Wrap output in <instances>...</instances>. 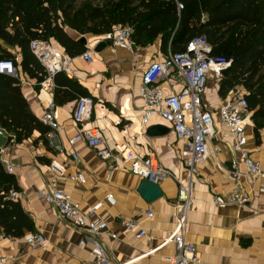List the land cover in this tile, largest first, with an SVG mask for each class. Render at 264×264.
I'll use <instances>...</instances> for the list:
<instances>
[{"label": "crops", "instance_id": "1", "mask_svg": "<svg viewBox=\"0 0 264 264\" xmlns=\"http://www.w3.org/2000/svg\"><path fill=\"white\" fill-rule=\"evenodd\" d=\"M65 31L73 40L78 41L82 35L87 39L86 45L79 43L85 49L76 55L66 53L54 39L49 42L70 58L72 74H64L77 80L87 96L92 97L91 117L81 125L76 124L72 118L74 100L56 104L53 88L41 89L35 79L29 78L18 67L21 92L30 110L41 121L48 104L54 102L53 114L58 129L55 130L54 145L48 137L50 128L46 134L48 143L34 131L22 142L9 145V154L4 156L13 164L12 174L20 187L16 198L32 218L34 232L42 233L47 244L34 248L24 243L23 236L0 235V258L5 257L8 264H103L94 253L89 236L60 217L56 208L40 194L43 189L59 188L69 193L81 209L102 201V207L92 219L103 220L108 226L98 238L105 251V264H166L165 257L176 253V248L173 242L159 245L175 226L177 181L170 177L159 182L162 195L146 202L136 190L143 179L129 171L128 163L116 153V146L126 144L140 155L153 151L158 161L176 178H187L188 172L180 162L184 142L176 136L171 124L155 115L145 125L141 124L142 73L152 61L162 59L171 51H162V40L158 35L143 47L108 44L96 52L94 48L102 34H80L67 27ZM179 44L183 45L184 41ZM87 50L91 52L90 62L82 56ZM17 61H20L19 54ZM158 86L168 95L180 91L184 80L175 73L161 79ZM217 89L218 80L208 78L202 102L212 111L216 134L208 143V155L195 166L185 238L195 246L200 264H264V174L256 178L240 177V186L250 194L246 205H215L212 201L213 196L224 197L233 189L235 180L230 174L231 162L239 158V154L232 151V137L218 116L224 98L218 95ZM80 128H97L113 150L114 159H101L83 141L71 146L68 138ZM245 133L247 147L264 171V128L256 135L251 121ZM5 143L6 139L0 137V146ZM72 152L78 154V163L72 160ZM53 161L64 166V176L50 172ZM239 169L244 171L242 165ZM77 170L85 176L83 183L68 177ZM106 194L113 196V204L105 200ZM148 210L152 212L150 217L146 214ZM131 218L144 229V236L136 237L134 231H124L120 219ZM110 232L116 234L115 239L109 236ZM82 238L86 240L84 244H80Z\"/></svg>", "mask_w": 264, "mask_h": 264}, {"label": "trees", "instance_id": "2", "mask_svg": "<svg viewBox=\"0 0 264 264\" xmlns=\"http://www.w3.org/2000/svg\"><path fill=\"white\" fill-rule=\"evenodd\" d=\"M0 0V61L11 60L38 84L45 70L29 49L32 40L57 41L69 55L85 47L68 36L101 35L118 24L133 27L134 46H146L158 35L162 51H182L187 41L203 34L212 53L231 59L218 80L217 93L225 98L243 89L256 135L264 128V0ZM204 17V18H203ZM184 41L183 45H180ZM17 49V52L12 50ZM17 54L20 61H17ZM87 95L82 85L60 71L53 76V99L62 105ZM0 126L15 136V143L34 131L48 143L49 126L30 110L19 77L0 73ZM16 177L0 163V235L19 238L34 232V222L12 192H19Z\"/></svg>", "mask_w": 264, "mask_h": 264}, {"label": "built area", "instance_id": "3", "mask_svg": "<svg viewBox=\"0 0 264 264\" xmlns=\"http://www.w3.org/2000/svg\"><path fill=\"white\" fill-rule=\"evenodd\" d=\"M180 10L183 8L182 0H173ZM133 27L128 24H118L111 31L102 34V39L112 46L126 45L132 46L131 35ZM29 49L37 58L45 70V77L38 83L43 90L53 88V76L57 72H64L70 76V58L56 48L49 41L35 39L29 43ZM82 56L90 62L91 52L84 51ZM231 59L212 53V46L205 35H195L191 37L184 50L169 52L162 59L152 61L143 71L141 77L140 93L144 100L141 107V124L145 125L152 115L157 116L171 124L176 136L183 140V147L180 150V162L187 170L188 176L185 180H180L157 159L153 151L145 155L136 153L126 144L116 146V153L120 155L123 162L128 163L129 171L142 178L143 180L159 183L167 178L174 177L178 184L175 208V226L172 231L164 238L159 246L173 242L176 253L166 256V264H200L201 260L195 249L186 238L185 233L188 225V212L192 199L193 179L195 177V166L202 162L209 153L208 143L216 134L213 126L212 111L205 108L202 102V94L208 78L212 77L219 80L222 72L229 68ZM0 73L13 77H19V69L11 60L0 61ZM179 74L184 80V86L176 93L168 95L158 86L161 79H167L173 74ZM218 108V116L224 127L232 137V151L239 154L238 160H232L230 174L235 183L233 189L224 197L213 196L212 201L215 205L235 204L238 206L246 205L250 200L249 192L242 189L239 184L241 176L248 175L256 178L263 175L264 171L260 164L255 160L248 147L247 136L245 133L247 125L251 122L250 112L247 110V100L240 88L230 91ZM93 99L83 95L78 97L73 106L72 118L76 124H83L90 119L92 113ZM54 102H50L44 110L41 121L48 125L51 131L48 133L50 143H55V130L58 124L54 118ZM0 137L6 139V143L0 146V163L8 173L13 172V164L4 159L9 154V145L15 143V136L9 134L0 126ZM79 141H83L89 148L93 149L98 157L103 160H113L115 154L107 146L102 138L101 132L97 128H80L73 136L68 138V143L73 146ZM58 147V145H55ZM217 151V148L214 149ZM75 163L79 162L76 152L70 154ZM242 165L244 171L239 169ZM50 172L61 176L65 175L63 165L51 162ZM70 180L79 182L85 181L84 174L77 170L74 174L68 175ZM17 192H12L16 197ZM42 198L52 204L58 215L67 220L73 227L87 234L93 242L94 253L100 262L106 263L105 251L99 243L98 238L108 230L107 223L103 220L92 219L93 215L103 205L102 201H97L87 209H81L78 203L74 202L71 195L59 188L50 190H40ZM105 200L109 204L114 203L111 194L105 195ZM147 216H152L148 210ZM120 224L125 232H135L136 237L145 235V231L139 228L136 219H120ZM113 239L116 234L109 233ZM22 239L24 243L31 247H43L47 244L46 237L40 232L26 233ZM82 238L80 244L85 243ZM0 264H8L5 257L0 258Z\"/></svg>", "mask_w": 264, "mask_h": 264}, {"label": "water", "instance_id": "4", "mask_svg": "<svg viewBox=\"0 0 264 264\" xmlns=\"http://www.w3.org/2000/svg\"><path fill=\"white\" fill-rule=\"evenodd\" d=\"M78 42L82 45H86L87 39L84 35H82L78 39ZM108 44L109 43L107 41L100 40L94 50L98 52ZM227 70L228 68L222 72V75H224ZM136 190L146 202H151L162 195V190L160 186L157 183L148 180H141L137 185Z\"/></svg>", "mask_w": 264, "mask_h": 264}, {"label": "rangeland", "instance_id": "5", "mask_svg": "<svg viewBox=\"0 0 264 264\" xmlns=\"http://www.w3.org/2000/svg\"><path fill=\"white\" fill-rule=\"evenodd\" d=\"M240 91L243 92V93L245 92V91H244L243 89H241V88H240Z\"/></svg>", "mask_w": 264, "mask_h": 264}]
</instances>
